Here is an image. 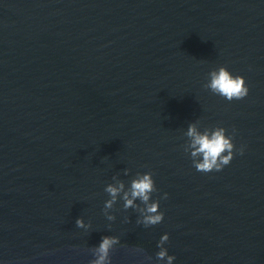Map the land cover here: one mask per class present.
I'll list each match as a JSON object with an SVG mask.
<instances>
[{
    "label": "water",
    "instance_id": "obj_1",
    "mask_svg": "<svg viewBox=\"0 0 264 264\" xmlns=\"http://www.w3.org/2000/svg\"><path fill=\"white\" fill-rule=\"evenodd\" d=\"M221 65L246 97L206 87ZM193 123L233 136L222 170L184 152ZM148 171L161 223L105 208ZM165 232L174 264H264V0H0V260L91 264L113 236L109 264H165Z\"/></svg>",
    "mask_w": 264,
    "mask_h": 264
},
{
    "label": "clouds",
    "instance_id": "obj_2",
    "mask_svg": "<svg viewBox=\"0 0 264 264\" xmlns=\"http://www.w3.org/2000/svg\"><path fill=\"white\" fill-rule=\"evenodd\" d=\"M206 87L228 101L242 99L249 93V87L244 76L234 75L223 65L209 72V79ZM186 135L190 138V142L184 149V152L190 155L192 164L197 171H220L232 161L236 146L233 142V136L227 134V129L225 127L215 126L201 131L193 123L188 125ZM239 151L242 154L244 147L241 146ZM104 190L111 197L105 201L106 209L111 208L118 195L123 193L125 208L139 207V205L135 203L137 198L144 204V208L142 209L144 213L142 222L144 224L156 225L163 221L164 213L159 210L160 200L152 199L153 192L157 190L152 172L138 173L131 180L128 190H125L123 182L108 184L105 186ZM167 197L168 193L165 192L161 198L166 199ZM112 218L113 217L109 216V219ZM77 225L83 227V220L78 218ZM168 239L169 235L167 232L160 236L157 242L159 251L156 253V256L159 260L164 261L165 264H174L176 257L170 255L168 249L164 247ZM118 242L117 237H103L97 248L98 256L91 264H109V250ZM0 264H4V261L0 260Z\"/></svg>",
    "mask_w": 264,
    "mask_h": 264
}]
</instances>
